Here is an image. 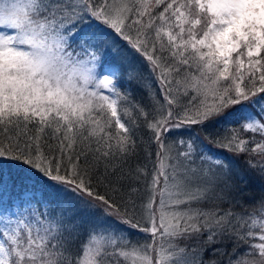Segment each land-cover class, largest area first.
I'll return each mask as SVG.
<instances>
[{
	"label": "snow or ice",
	"instance_id": "snow-or-ice-1",
	"mask_svg": "<svg viewBox=\"0 0 264 264\" xmlns=\"http://www.w3.org/2000/svg\"><path fill=\"white\" fill-rule=\"evenodd\" d=\"M126 51L163 104L122 90ZM129 105L156 145L151 170L128 164ZM195 125L264 180V0H0V183L5 169L24 188L35 178V203L54 210L0 212V264H264V196L245 203L232 161L185 135ZM217 201L229 206L203 207ZM188 240L213 258H188Z\"/></svg>",
	"mask_w": 264,
	"mask_h": 264
},
{
	"label": "trees",
	"instance_id": "trees-1",
	"mask_svg": "<svg viewBox=\"0 0 264 264\" xmlns=\"http://www.w3.org/2000/svg\"><path fill=\"white\" fill-rule=\"evenodd\" d=\"M162 8H163V4H161L158 8H156L155 11L159 12ZM124 55H125V59L123 61V67L121 69V72L122 73L127 72L128 69H134L135 71L133 73V78L131 79L127 78L126 76L121 77L122 90L129 91L131 93V99L138 102L140 105L144 106L146 109H150L153 106L154 100H159L160 103L163 104L164 100L161 97L157 83L155 80H152L149 74L147 73L146 67L144 66L143 58L140 57L138 54L130 55L127 51L125 52ZM173 76L178 78L179 74L173 73ZM146 82L150 83L151 85L150 88L146 89L144 87ZM149 92L152 93V98H150ZM172 94H174V96L179 95V98L181 100L185 99L182 95V89H180L179 91H174ZM247 103L249 102L243 101L241 104L233 106L230 110H227L226 112H233L236 109L241 108L244 104H247ZM123 105H124V102L121 101L120 104L118 105V113L121 112ZM129 109L130 111H129V116L127 117V119L131 120L133 118H137L138 114L136 110L132 108L131 105H129ZM121 119L123 121L125 117L121 115ZM136 123L138 127H136L135 134L133 136V139H135L136 141V153L128 161V164L131 165L133 168H135L136 165L138 164L141 166L147 164L149 170H151L152 163L149 159V154H151V159L154 160L156 145L150 140V132L145 128L143 118L142 117L137 118ZM188 129L192 130L194 135L196 133H199L200 139L204 141V143L208 146L211 152L216 153L221 158L232 161L233 178H235V175L237 173L243 175L245 182L244 184L238 185V186L246 189L244 193L239 194L243 198L245 203L251 204L256 200H259L262 196H264V180H261L259 176H257L254 172H252L246 167L244 156H233L231 152H228L223 148H217L213 144H209L208 141L205 139V136L207 135V133L201 131L199 125L191 126ZM212 131L215 132L216 130L213 129ZM239 131H240V135L243 137L250 138L255 135L257 140L260 139L259 135L254 134L252 132L243 131V130H239ZM251 158L255 160L261 159V157L258 155L253 156ZM125 168L127 170V165L125 166ZM101 171H102V168H101ZM13 175H14V171H13ZM24 183L27 184L26 188L21 187V183L18 179L14 183L13 179L9 175L8 170L5 169L3 181L2 183H0V197L2 199V195H6V197H4V199L2 200L6 202V205L8 204V206H12L13 209H16L17 211H19L20 209L16 207L15 201L18 200L23 205L24 204L23 197H22L23 193L28 192V191H36L39 188L38 183L33 184V185H31L29 181H25ZM43 190H44V196H45L46 193H45L44 186H43ZM101 191L103 192L104 189L101 188ZM107 194L110 195V193H107ZM44 196L42 197V199L44 198ZM42 199H39V200H42ZM138 203H139V200H138ZM228 206L229 205L227 203L220 202V201L203 205L204 208H220V209L227 208ZM28 208L29 209L38 208V210L36 209L37 211L44 210L42 207V204L38 206H33L30 204ZM237 210L239 211V209ZM46 211H54V210L49 209ZM137 211H139V209H137ZM247 227L248 226L245 225V228ZM253 231L258 232L259 229H253ZM139 235L142 237L143 233H140ZM81 239H83V237H81ZM179 243L181 246L187 247L188 258L199 259L201 253L205 260H209L213 258L211 248L208 247L207 251H204L203 249L206 246L203 245L202 243L200 245H196L197 251L195 252L191 251L192 247L195 245V241L188 240V241H180ZM217 247H219V245H217ZM227 249L229 252L232 251L230 244L227 245ZM240 251H243V249H240ZM215 259L217 260V264H223L224 260L226 259V256H222L218 254L215 257Z\"/></svg>",
	"mask_w": 264,
	"mask_h": 264
},
{
	"label": "rangeland",
	"instance_id": "rangeland-1",
	"mask_svg": "<svg viewBox=\"0 0 264 264\" xmlns=\"http://www.w3.org/2000/svg\"><path fill=\"white\" fill-rule=\"evenodd\" d=\"M182 89V88H181ZM174 96V94H172ZM233 106H236V105H233ZM233 106H230L227 110H230ZM179 110V109H177ZM123 122V121H122ZM185 132V135H187V133H192L194 135V133L192 132V130H189V129H185L184 130ZM170 135H176L175 133H171ZM169 143H171V141H169ZM173 148H174V154L175 152H178L179 151V146L178 145H173ZM31 183V185L33 184H36V181H35V178H33L31 181H29ZM44 196V190H43V186L42 184L40 185L39 184V188L38 190L36 191H28V192H25L23 193L22 197H23V201H24V204L22 205L20 201L16 200L15 201V205L16 207H18L19 211H17L16 209H13L12 206L10 207H7L6 211H1L3 212L5 215H19L21 213H25L27 214V211H28V206L31 204L33 206H38L36 203H35V200H39V199H42V197ZM4 197H6V195H2V199H4ZM1 197H0V201L2 200ZM3 207V205H1ZM38 210V208H36ZM43 211H46L45 209ZM144 236V234L142 235V237Z\"/></svg>",
	"mask_w": 264,
	"mask_h": 264
}]
</instances>
